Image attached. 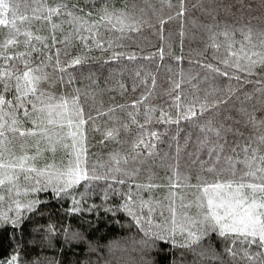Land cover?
Here are the masks:
<instances>
[{
    "label": "trees",
    "instance_id": "1",
    "mask_svg": "<svg viewBox=\"0 0 264 264\" xmlns=\"http://www.w3.org/2000/svg\"><path fill=\"white\" fill-rule=\"evenodd\" d=\"M5 2L8 11L0 9V19L9 23L0 25V71L8 69L22 75L27 65L47 79L37 86L39 99L28 97L38 109L43 107V112H33L29 104L26 118L22 109L5 105L4 112L9 115L4 120L11 124L14 114L21 129H32L35 121L38 130H46L56 142V150H49L50 143L44 136L21 137L6 126L7 140L0 146L4 163H16L23 155L31 157L38 148L34 166L38 170L53 167L42 176L31 173L34 179L28 181L21 173L15 186L6 182L0 189L4 196L0 201V264L13 254L18 257L17 264H264V248L242 242L243 237L230 235L225 239L213 233L210 239L189 248L178 246L190 243L187 233L179 230L174 237L176 246L141 231L148 228L145 221L151 207L152 233L169 236L156 225L165 230L172 227L168 210L171 200H175L178 223L185 211L192 219H199L202 210L195 204L181 209V196L187 204L201 195V185L251 181L253 178L246 177L245 172L261 166L257 163L249 169L244 161L253 153L264 155L260 141L264 126L259 120H249L250 114L261 117L264 109V72L257 70L260 74L248 76L228 69L241 77L236 80L212 69L225 68L220 61L228 56L227 45L233 43V50H238L249 30L256 42V33L264 31V0H184L183 16L178 15L180 0ZM53 8L59 13H51ZM105 9L111 22L101 20ZM118 16L125 17L123 25L117 23ZM161 21L166 23L161 26ZM225 32L230 39L223 35ZM93 33L106 50L96 47L91 39L86 44L78 38ZM10 38L16 43L5 47ZM213 43L220 45L219 49L212 47ZM131 56L135 59L128 58ZM76 57L86 59L64 72L59 70ZM15 75L8 81L10 86L17 83ZM20 85L22 91L27 90L23 80ZM3 95L15 103L14 87ZM62 99L68 101V108H55V122L49 125L46 106L58 105ZM221 99L226 102L217 103ZM137 101L143 102L134 107ZM214 103L217 106L211 107ZM201 104L209 105L203 114H199ZM191 105L198 115L183 119ZM77 108L83 109L86 121L82 125L86 150L82 162L90 175L101 178L81 180L57 196L53 187H59L63 179L57 181L55 175L74 162L80 137H76L77 149L65 148L64 144L71 143L69 129L56 125L66 123L69 116L77 121ZM57 112L65 115L56 116ZM168 119L179 122H164ZM125 124L127 130L122 127ZM208 127L219 129L220 136ZM111 129H119V137L105 140L104 134ZM153 132L158 139L150 135ZM141 139L145 144L134 147ZM28 164H32L31 159ZM173 182L180 187L173 189ZM45 186L47 190L32 191ZM173 192L179 195L173 197ZM129 195L134 200L133 211L144 217L140 225L119 210ZM17 201L32 207L17 210ZM5 214L7 223L2 219ZM186 227L199 231L191 224ZM228 248L235 256L226 251Z\"/></svg>",
    "mask_w": 264,
    "mask_h": 264
},
{
    "label": "snow or ice",
    "instance_id": "2",
    "mask_svg": "<svg viewBox=\"0 0 264 264\" xmlns=\"http://www.w3.org/2000/svg\"><path fill=\"white\" fill-rule=\"evenodd\" d=\"M181 8L178 13L179 16L184 15V7L183 3L184 0H180ZM9 5L5 2V0H0V9H3L6 13L8 11ZM50 12L53 14H58L59 9H50ZM105 16L101 17V20L108 19L111 22V16L108 15L107 9H105ZM72 15V13H69ZM90 15V13H89ZM21 19H24L23 17ZM125 17L118 16L116 17L117 23L123 25ZM9 21L7 19H0V25H6ZM14 24L15 21H12ZM161 26L166 23V21H161ZM55 27V25H54ZM80 29H77L79 32ZM133 31H138L137 28H132ZM18 31V29H17ZM120 31H123V28H120ZM25 35L31 36L30 33H26ZM96 33H93L90 37H78L79 39L87 41L89 39L93 40L96 43V47L100 48L101 50H106L104 48L103 41H96ZM183 35V33H181ZM226 38L230 39V34L228 32L223 33ZM37 40H42L45 38L35 37ZM53 42L55 43V37L53 36ZM16 43L15 38H10L7 40L5 47ZM47 46V45H46ZM108 47H111V42H109ZM212 47L219 49L220 45L213 43ZM228 56L226 58L221 59L220 63L225 65V68L222 70L220 68H213L212 70L216 72L218 75L235 78L236 80H240L241 77L239 75L230 74L228 69L234 68L237 72L246 73L248 76L257 75V70H261L264 72V31L256 33V42L253 40V34L251 30L245 35L244 42L241 44V47L238 50H233V43H229L227 45ZM122 55V54H121ZM129 59H135L134 56L128 57ZM6 59H11V57H7ZM50 59V58H49ZM86 58L76 57L74 58L70 64H67L63 67H60L59 70L61 72L66 71L68 67H75L80 65L84 62ZM179 59V58H178ZM60 65L59 57L57 54L56 66ZM207 67H212L208 65ZM26 70L22 73V75H15L13 71H9L8 69H4L0 71V84L3 85V92H0V146L4 144V141L7 140L5 129L7 126V130L13 133H18L21 137L31 135V136H44L50 143L49 150L55 152V143L52 142L51 137L47 136L46 130H38L39 126L36 125L35 121H33V128L32 129H21L18 125V120L16 119L15 115L13 114L11 117V124H8L7 120H4V116H8L7 112H4V106H11L15 110H23L24 117H28L29 109L27 105L32 106L33 112H43L44 108H37L36 105L32 102V100L28 99L29 95L36 96L38 92V84L41 80L47 79L46 76L36 75L35 72L38 70H34L27 65H25ZM15 75V79L17 83L14 86H10L8 81ZM23 80L24 83L28 86L26 91L21 90L20 81ZM62 80V78H61ZM71 81H69L70 83ZM154 83V81H153ZM259 83V81H257ZM13 87L15 90L14 100H6L5 96L3 95L4 92L13 91ZM180 85L177 84L176 88H179ZM43 95V93H40ZM49 99H52L49 97ZM76 99V98H74ZM177 101H180V97H176ZM143 101L134 102L133 106L135 107L136 103H142ZM224 100H219L217 103L222 104L225 103ZM43 103V102H42ZM180 104H177L179 107ZM217 104L211 105V107H216ZM49 111L47 115L49 117L48 124L51 125L55 121L52 118L54 116V109L55 108H63L67 110L68 108V101L66 99H62L58 105H47ZM195 106L191 105L188 107L187 112L182 117L183 119H191L198 115L197 111L194 110ZM209 110V105L201 104L200 106V113ZM56 116H64L65 113L57 112L55 113ZM76 116L79 117L77 121H74L70 116L67 119V122L64 124H57L56 126L61 129H69L67 133V137L71 139V143L64 144L65 148L70 149H77V140L76 137L79 136L80 140V147L76 151L75 160L71 166L68 167L66 171L59 172L55 175V179L60 181L63 179V183L59 187H53V191L59 196L61 193L66 192L69 188L73 187L76 184H79L81 180H89V179H100L101 177L96 175H90L89 169L87 168L86 164H83L81 157L85 153V149L83 147V140L84 135L82 131V125L86 123L83 119V109L77 108L76 109ZM249 120L255 123L256 120H259L260 124L264 126V109H261V117H255L253 115H249ZM132 122L136 123L135 118L132 117ZM164 122H173L178 123L179 120H165ZM122 127L127 130L128 125H122ZM139 127L143 128V125H139ZM222 127V126H221ZM210 132H213L215 136L219 137L221 132L219 129H214L212 127H208L207 129ZM119 129H111L106 131L104 134L105 140H116L119 137ZM152 137L157 138V133L153 132L150 134ZM261 144H264V135L260 136ZM59 142V141H57ZM103 142V141H102ZM140 144H145V141L141 139L134 147H138ZM149 147H154V145L149 144ZM222 148V146H221ZM145 155H151V152L144 153ZM39 155V149L37 148L36 154L32 155L31 157L28 155H23L18 158L16 163H4L2 160L3 152L0 151V189H2L5 183L15 184L20 179V174H23V179L28 181L30 179H34L30 174L36 173L37 176L44 175L47 168H52V165H48L46 169L38 170L34 165ZM135 158V157H134ZM32 160V164L29 165L28 161ZM116 160V163H119V160L116 157H113ZM125 163H127V159H125ZM249 169L253 168L254 165L259 163L261 166L256 167L255 171H247L245 172L246 177H252L251 181H225V182H217L214 184H204L199 186V191L201 195L196 198L194 202L185 204L183 202V197L181 196V209H188L195 204L196 207L201 209V215L199 219H192L189 217L185 212L180 214L181 223L177 221V209L174 206L175 200H171L169 204V212L171 214L170 223L172 225L171 228L164 229L162 225L157 224L156 227L160 228L161 231H167L169 236L161 235L160 233H152L151 225L152 219L151 214L154 211L153 208H148L146 224L148 228H141V231H144L145 235H149L150 233L155 237L157 240H164L168 243H173L175 245V233L177 230L180 231L181 234L187 233V237L190 239V243L188 244H180V247H191L192 244H198L204 238H211L212 234L215 233L221 238L227 239L230 235H235L237 237H243L244 241L249 244H258L261 248H264V155H260L257 157L255 153L250 157L248 161H244ZM19 169V172L14 170ZM11 171V173L9 172ZM92 172L95 169L91 170ZM259 174V175H258ZM52 176H49L48 182L52 183ZM37 184L40 183L39 180L35 181ZM119 183L123 184L124 181L121 180ZM173 189L180 187L178 183L173 182L171 184ZM195 187V186H194ZM9 191L12 189L9 188ZM40 190H47L46 186L43 189L40 188H33L32 191H40ZM17 194H19L17 190ZM179 195L176 192L172 193V196L175 197ZM4 199L3 195H0V201ZM147 202H145L146 204ZM134 204L133 197L131 195L128 196L125 203L121 206L119 210L126 211L130 216L133 217V220L137 225L141 224V221L144 219L141 215L137 214L133 211L131 205ZM145 205L142 204L141 211ZM21 207L31 208L32 205H21L18 201L16 202V208L19 210ZM163 215V213H161ZM4 223H7V216L2 218ZM16 222H13V226H15ZM187 224H191L197 226L199 228L198 232L192 231L190 228L186 227ZM231 255L235 256V253L232 251L231 248L226 249ZM247 255V253H245ZM251 258V257H249ZM18 257L17 255L13 254L8 260L3 261L2 264H17Z\"/></svg>",
    "mask_w": 264,
    "mask_h": 264
}]
</instances>
